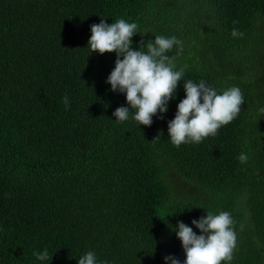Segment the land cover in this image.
<instances>
[{"label": "trees", "instance_id": "16d2710c", "mask_svg": "<svg viewBox=\"0 0 264 264\" xmlns=\"http://www.w3.org/2000/svg\"><path fill=\"white\" fill-rule=\"evenodd\" d=\"M101 19L135 22L133 50L183 42L166 55L184 76L151 126L115 120L129 107L106 82L116 53L87 47ZM188 80L239 87L244 104L215 137L175 147L167 125ZM261 108L264 0H0V264H48L44 250L49 264L88 251L98 264H184L177 223L199 235L191 222L220 211L236 221L229 264H264Z\"/></svg>", "mask_w": 264, "mask_h": 264}, {"label": "clouds", "instance_id": "9594fccd", "mask_svg": "<svg viewBox=\"0 0 264 264\" xmlns=\"http://www.w3.org/2000/svg\"><path fill=\"white\" fill-rule=\"evenodd\" d=\"M135 22L124 19L108 24L91 26V36L87 42L90 53H116L115 67L107 78L113 92L124 93L129 107H118L113 115L118 122L131 119L137 125L151 126L152 117L158 112L165 113L167 104L173 99L184 70H175L174 57L166 53L177 46V55L183 50V42L173 37L155 36L154 42L146 45L147 52L132 49V37L139 33ZM233 38H241L238 29L231 31ZM121 57H123L121 59ZM185 98L177 105L174 119L168 125V136L173 146L200 144L208 137H215L221 127L231 123L240 113L244 95L239 87L233 86L218 94L214 87L204 81L184 82ZM65 108L70 107V99L63 98ZM130 110H135L130 113ZM264 113V108L259 110ZM162 118V117H161ZM159 136L155 139H158ZM240 163H247L249 156L241 153ZM200 234L191 227L178 222L176 237L180 240L185 254L184 264H229L237 248L236 221L228 211L218 214L207 212L199 220L191 222ZM241 230L243 225L240 226ZM40 261H49V252L34 253ZM166 264H180L169 255L164 257ZM78 264H98L96 254L88 251L78 259ZM104 264V262H99Z\"/></svg>", "mask_w": 264, "mask_h": 264}]
</instances>
